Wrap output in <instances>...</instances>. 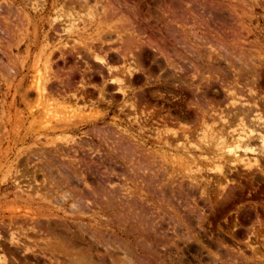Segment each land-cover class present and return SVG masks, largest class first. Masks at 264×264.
<instances>
[{
    "label": "rangeland",
    "instance_id": "rangeland-1",
    "mask_svg": "<svg viewBox=\"0 0 264 264\" xmlns=\"http://www.w3.org/2000/svg\"><path fill=\"white\" fill-rule=\"evenodd\" d=\"M259 114L264 0H0V264H264Z\"/></svg>",
    "mask_w": 264,
    "mask_h": 264
},
{
    "label": "bare ground",
    "instance_id": "bare-ground-1",
    "mask_svg": "<svg viewBox=\"0 0 264 264\" xmlns=\"http://www.w3.org/2000/svg\"><path fill=\"white\" fill-rule=\"evenodd\" d=\"M79 6V5H78ZM108 6V5H107ZM114 13V12H113ZM173 16V15H172ZM127 43V42H126ZM125 44V43H124ZM180 46V45H179ZM93 53V52H92ZM91 55H93V54H91ZM93 59H95V61L96 62H98V63H100V64H102L103 66H105V67H107L110 71H112V69L114 68H112V66H110V63H109V60H108V58L104 55V56H100V55H95L94 54V58ZM179 68H181L180 66H179ZM115 69V68H114ZM127 73H129V72H127ZM129 77V76H128ZM68 83V82H67ZM123 83V82H122ZM120 85V84H119ZM233 85V84H232ZM129 86V85H128ZM69 87V86H68ZM43 89L44 90H46L45 88H39V92H42L43 91ZM103 90V87H102V89H101V91ZM103 92V91H102ZM66 94V93H65ZM68 94V93H67ZM103 94V93H102ZM52 96V95H51ZM245 105V104H244ZM247 105V104H246ZM248 105H249V103H248ZM252 106V105H251ZM236 107V106H235ZM253 107V106H252ZM246 108V107H245ZM248 108V107H247ZM247 110H249V109H247ZM235 112V111H234ZM241 112V113H240ZM240 112H238V113H240V114H243V115H245V112H244V110H241ZM258 113H260V112H258ZM257 113V114H258ZM257 114H255V115H257ZM262 116L259 114L258 115V118L257 119H255V118H253V119H255V122H256V120H257V122L260 120L261 121V123H260V121H259V123L257 124L256 123V125H260V126H258V127H254V129H253V131L255 132V138H257L258 139V141H259V144H258V146L256 147V149H254V150H252L251 152H248V153H252V154H257L256 152H257V150L259 149V151H258V153H261V152H263L262 154H263V157H264V123L262 122V118H261ZM253 119H251V120H253ZM264 121V120H263ZM251 123V122H250ZM253 123V122H252ZM180 124V123H179ZM249 125H251V124H249ZM253 125V124H252ZM255 125V126H256ZM254 126V125H253ZM252 126V127H253ZM226 132V131H225ZM230 133V135L229 136H227L226 138H224V137H222V135H220V134H217V135H215V137L217 138V141H218V143H217V145H219V147L217 148V150L216 151H218L222 156H224V158L226 157V159L228 160V163L230 162V164L232 163V164H237V163H239V162H244V158L243 157H246L247 156V152H246V150L242 147L243 146V143L247 140V138H245V136H242V134H233L232 132H229ZM123 135V134H122ZM227 135V132L225 133V136ZM257 141V140H256ZM257 141V142H258ZM254 144H255V142H253ZM209 148V147H208ZM213 150V149H212ZM251 150V149H250ZM214 151V150H213ZM261 151V152H260ZM254 154V155H255ZM262 154H260V155H262ZM124 156V155H123ZM257 157H258V155H256ZM255 159V162L257 163V158L256 157H254ZM226 161V160H225ZM254 162V163H255ZM229 165V164H228ZM233 165V166H234ZM246 165V164H245ZM254 165V164H253ZM237 166V165H236ZM251 166V165H250ZM61 167V166H60ZM257 167L258 168H260V170L262 171H264V169L263 168H261V166L260 165H257ZM230 169V171H231V168H229ZM233 169V168H232ZM262 171V172H263ZM225 172V171H224ZM45 175V174H44ZM251 175V174H250ZM66 179V178H65ZM48 180V179H47ZM229 181H231V180H229ZM50 183V182H49ZM216 183V182H215ZM64 195V194H63ZM118 196V195H117ZM66 198V197H65ZM86 200H88V199H86ZM144 209V208H143ZM146 212V211H145ZM49 215V214H48ZM147 218V217H146ZM30 220V219H29ZM58 220V219H57ZM15 222V221H14ZM144 223V222H143ZM68 228V227H67ZM47 232V231H46ZM51 232V231H50ZM53 232V231H52ZM51 232V233H52ZM71 232V231H70ZM54 234V233H53ZM63 236H61L60 235V237L59 238H61L62 239V241H59V242H63L62 243V245L60 246V249H62V252H64L65 254H67V252H69L70 250H68L67 249V241H69L70 239H68L67 241H66V238H65V236L62 238ZM72 237V236H71ZM56 239H57V236H56ZM74 239V238H73ZM72 240V239H71ZM79 240V239H78ZM66 241V242H65ZM72 242V241H71ZM75 243H76V241H75ZM74 246V245H73ZM124 246V245H123ZM56 247V246H55ZM117 248V247H116ZM51 249V248H50ZM127 250V249H126ZM88 252V251H87ZM87 252H79V251H76L75 252V254L72 256H70V255H68V260H70V263H72V264H90V262H92L91 261V257H89L88 256V253ZM125 252V251H124ZM77 253V254H76ZM1 255V254H0ZM4 255H2V257H3ZM131 256V255H130ZM98 257V256H97ZM126 257V256H125ZM127 258V257H126ZM129 258H131V257H129ZM5 259V258H4ZM124 259V258H123ZM14 260V259H13ZM114 262V261H113ZM127 263H128V261H126ZM125 261H124V263H126ZM130 262V261H129ZM95 263V262H94ZM93 263V264H94ZM115 263V262H114ZM121 263H123V262H121ZM101 264H106V262L105 261H102L101 262ZM119 264V263H118Z\"/></svg>",
    "mask_w": 264,
    "mask_h": 264
}]
</instances>
